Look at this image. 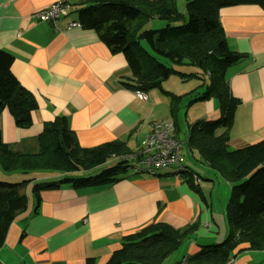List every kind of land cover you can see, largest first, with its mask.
I'll return each instance as SVG.
<instances>
[{
    "label": "crops",
    "instance_id": "1",
    "mask_svg": "<svg viewBox=\"0 0 264 264\" xmlns=\"http://www.w3.org/2000/svg\"><path fill=\"white\" fill-rule=\"evenodd\" d=\"M92 1L0 0V49L14 56L12 72L38 104L28 129L18 128L9 110L1 113L4 142L15 147L33 143L47 124L65 117L82 148L119 140L137 152L154 122L173 121L182 143L181 166L194 175L202 195L189 188L177 168L156 175L127 171L120 180L105 184H63L42 190L39 200L32 186L44 179L36 177L24 189L28 205L9 227L0 264H106L125 237L153 223L178 229L199 221L196 236L164 263L178 264L229 234L226 211L216 217L205 194L214 190L213 180H226L188 148L193 125L221 117L216 99L196 101L208 81L201 80L196 68L176 67L196 76L173 74L184 79L180 88L176 78L168 85L163 81L161 87L146 92L148 101L141 100L139 91L130 87L132 73L123 54H113L94 30L68 29L78 22L77 11ZM58 2L69 8L56 25L36 18V13ZM220 21L229 47L248 56L226 72L231 92L241 102L229 132V149L236 151L264 139V9L258 4L225 7ZM184 81L190 82L188 87ZM192 81L202 83L194 87ZM191 158L211 174L195 170ZM101 167L77 173L90 178ZM64 177L74 179L67 174L56 180ZM232 263L264 264V252L245 251Z\"/></svg>",
    "mask_w": 264,
    "mask_h": 264
},
{
    "label": "trees",
    "instance_id": "2",
    "mask_svg": "<svg viewBox=\"0 0 264 264\" xmlns=\"http://www.w3.org/2000/svg\"><path fill=\"white\" fill-rule=\"evenodd\" d=\"M241 4H258L264 9V0H186L183 13L177 8V0H93L77 11L81 27L94 30L113 54L124 55L132 73V89L146 93L161 87L173 74L185 78L196 76L176 70L188 66L198 69L201 80L208 81V88L196 101L216 99L220 104L221 117L217 121L193 125L188 148L197 152L199 160L231 187L226 208L229 235L220 245L201 247L198 253L188 257V264H228L245 251L264 252V139L236 151L229 149V132L241 102L233 96L226 72L248 56L229 47L220 12ZM153 21L166 26L147 30ZM14 60L12 54L0 49V115L7 109L18 128L28 129L38 104L14 76ZM176 109L173 103V114ZM131 153L126 143L119 140L94 148L80 147L65 117L47 124L33 143L18 147L5 143L0 130V166L6 172L47 171L61 176L87 172L111 160L116 163L90 178L64 177L36 183L33 191L38 200L42 190L63 184L83 187L120 180L129 165L123 157ZM187 173L184 170L181 176L201 196L194 175ZM36 179L20 184L0 181V248L17 213L28 205L24 189ZM200 225L194 221L177 229L165 223H153L125 237L106 264H164L196 236Z\"/></svg>",
    "mask_w": 264,
    "mask_h": 264
},
{
    "label": "built area",
    "instance_id": "3",
    "mask_svg": "<svg viewBox=\"0 0 264 264\" xmlns=\"http://www.w3.org/2000/svg\"><path fill=\"white\" fill-rule=\"evenodd\" d=\"M68 8L67 4L58 2L49 9L36 13L35 16L40 22L56 25ZM75 27H80V24L72 22L68 29ZM138 96L141 100L148 101L145 92H138ZM181 151L182 143L173 121L154 122L151 125V132L141 139L139 150L124 156L123 159L128 162L127 170L132 173L156 175L159 171L177 168L180 176L185 170L180 162ZM178 264H188V257H184Z\"/></svg>",
    "mask_w": 264,
    "mask_h": 264
},
{
    "label": "rangeland",
    "instance_id": "4",
    "mask_svg": "<svg viewBox=\"0 0 264 264\" xmlns=\"http://www.w3.org/2000/svg\"><path fill=\"white\" fill-rule=\"evenodd\" d=\"M177 8H178L180 13L185 12L186 11V0H177ZM165 26H166L165 23H160L159 21H153V23H150L147 26L146 29L147 30L163 29ZM181 71L182 72H180V73H183V74L184 73H187V74L191 73V72H189L187 70L186 71L185 70H181ZM195 71H196V69H195ZM175 78H176V81H174V82L177 85L176 87L180 88V86H182V82L184 80L180 76H175V75L172 76L171 75V76H169V78H166L164 80V84H167V85L170 84L173 80H175ZM177 80H178V82H177ZM184 82L185 83H183L184 84L183 86L188 87L190 82H187V81H184ZM198 82L200 84L202 83L200 81H192V84H194V87L199 84ZM178 83H180V85H178ZM180 138L182 140L185 139V134L182 133L180 135ZM184 153L186 154V152H184ZM195 154H196V158L199 159L198 154L197 153H195ZM191 159H192L191 161L193 163V166L195 167V170H197L198 172L203 173V174H206V173L207 174L208 173L211 174L209 171L203 170V168L199 165L198 160L195 161L193 158H191ZM115 164L116 163L113 160H111L106 165L101 167L100 169L111 168V167L115 166ZM59 175H60L59 173H53V172H47V171L28 172L26 174H24V173H22L20 171L6 172L0 166V181L6 182V183H11V184H20V183H23L26 180L33 179V178H36V177H38L39 179H44V180H41V181L38 180L39 182H43V181H47V182L57 181L56 178L60 177ZM69 175L74 177V178H80L81 177V175H79V173H69ZM6 176H8L7 180L4 179V178H6ZM202 177H204V175H202ZM81 178H83V177H81ZM213 181L215 182L214 190L212 191V193L206 191L205 194L207 196V199L209 200L208 204H209L210 208H212L214 215L216 217H219V215L222 214L223 210L226 211V208H227V206L229 204V201L231 199V187L230 186L228 187L227 183L223 179L213 180ZM32 188H33V186H32ZM31 192H32V189H31ZM217 197H219V199H217ZM225 240L226 239L221 240L220 242L217 243V245L222 244ZM180 251L178 253H180ZM174 254H176V252ZM230 263L233 264L232 261L229 262L228 264H230Z\"/></svg>",
    "mask_w": 264,
    "mask_h": 264
}]
</instances>
